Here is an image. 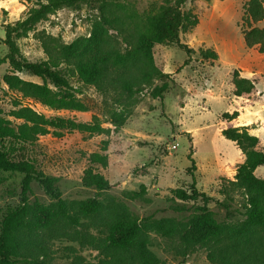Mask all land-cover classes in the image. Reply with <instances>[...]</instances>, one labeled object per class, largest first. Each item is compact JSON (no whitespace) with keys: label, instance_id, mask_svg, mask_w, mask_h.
<instances>
[{"label":"rangeland","instance_id":"rangeland-1","mask_svg":"<svg viewBox=\"0 0 264 264\" xmlns=\"http://www.w3.org/2000/svg\"><path fill=\"white\" fill-rule=\"evenodd\" d=\"M38 0H0V38L4 27L23 21ZM248 0H200L189 2L185 10L199 18V24L181 33V42L194 50L190 56L176 46L158 45L153 50L156 66L170 74L173 82L164 99H153L151 91L160 85L154 81L145 92L128 102L129 115L116 122L113 111L118 93L101 92L96 86L79 78L74 62L62 65L74 88L75 97L84 105L83 111L51 109L36 99L24 98L11 91L3 77L10 72L8 65L0 66V115L21 123L12 116L15 103L22 102L50 120L65 119L91 124L97 119L110 132L90 135L79 131L50 129L34 143L16 146L12 157L31 162L37 172L58 179L61 197L67 201L98 199L109 210L99 220H86L83 231L99 236L102 225L126 209L130 219L142 223L151 220H170L181 225V232L172 238L150 234V251L161 264H212L203 249L186 247L181 234L188 235V223L195 207L207 205L220 223L236 224L245 220L246 198L235 191L237 168L245 155L237 143L227 140L222 131L230 125L248 126L259 138L257 150L264 151V55L258 49L246 47L242 35L244 6ZM161 2L159 0H119L118 7L101 11L98 6L82 5L65 8L48 20L36 25L27 38L18 40L22 56L30 62L48 60L47 49L57 39L63 44L80 41L79 54L89 63L101 64L112 59V53L125 52L124 39ZM97 23L104 25L106 35L93 37ZM264 27V21L259 24ZM101 37H103L101 39ZM0 57L8 49L0 42ZM214 50L218 59H203L201 50ZM189 60V63L186 62ZM255 82L250 95L236 97L233 73ZM118 72V69L115 68ZM22 79L42 84V80L23 73ZM54 89L52 84H49ZM126 96H124L125 99ZM126 108V107H121ZM239 112L229 122L225 114ZM107 143V144H105ZM106 148V152L103 149ZM94 153L106 154L108 165L91 164ZM191 159L195 170H191ZM102 175L114 188L99 192L84 183L87 170ZM255 175L264 179V166ZM24 175L0 171V234L4 218L22 201ZM207 200L181 202L174 198L176 189L190 190L193 183ZM30 202L51 204L52 199L34 181ZM137 193L132 198L130 194ZM182 209V212L180 211ZM118 210V211H117ZM104 229V228H103ZM74 235V232H72ZM50 264H112L101 251L81 246L77 239L53 236L50 239Z\"/></svg>","mask_w":264,"mask_h":264},{"label":"trees","instance_id":"trees-1","mask_svg":"<svg viewBox=\"0 0 264 264\" xmlns=\"http://www.w3.org/2000/svg\"><path fill=\"white\" fill-rule=\"evenodd\" d=\"M159 1L160 6L145 20L134 22V32L124 39L125 52L114 51L112 59L106 58L98 64L89 63L79 54L83 46L80 41L63 44L53 38L54 44L48 47V60L45 62H30L25 59L17 43L18 40L27 38L36 25L62 9L89 5L107 11L110 7H118L119 0H38L23 21L4 27L5 38H0V42L7 47L8 52L0 57V66L8 65L10 72L3 77V83L11 91L21 93L24 98L36 99L51 109L83 111L84 105L75 97L76 91L61 69L62 65L74 62L81 81L96 86L103 93H118L116 104L120 111H113L111 114L121 124V119H126L129 115L128 102L134 96L144 93L154 81H159L160 85L151 91L150 96L155 100H163L173 82L172 76L161 71L155 64L153 50L156 46H176L189 56L194 53V50L181 42V33L199 24L197 15L185 10V7L189 2L200 0ZM263 21L264 0H248L244 6L242 24L244 42L247 48H256L264 55V27L259 26ZM95 27L93 37L97 38L98 35L99 39L100 33L106 35L104 25L97 23ZM200 54L203 59H218L217 52L211 49L201 50ZM188 63L189 60L186 64ZM23 73L41 79L42 84L22 79L19 75ZM233 84L236 97L250 95L255 90V82L242 77L239 70L233 73ZM15 105L18 109L12 112V116L21 123L14 125L0 115V171L23 174L24 180L21 204L2 223L0 264H50V239L53 236L77 239L81 246H91L94 250L101 251L112 264H161L150 251V234L157 233L172 238L180 234V224L165 219H148L138 223L130 219L126 209L121 208L122 213L102 225L99 236H95L89 231H83L88 227L85 221L99 220L109 210L107 205L98 199L64 200L57 186V178L37 172L31 162L16 161L11 154L15 152L14 145L34 143L40 136L49 134L51 128L90 135L110 131L103 129L97 119L91 124L65 119L50 120L24 107L21 101ZM239 116V112L225 114L229 122ZM249 130L248 126L230 125L222 131V135L237 143L245 155V161L237 168L235 181L231 182L232 188L246 198L245 220L236 224L220 223L205 204L195 207L189 219L188 235L181 234L186 247L205 250L208 261L212 264H264V179L255 175L256 170L264 166V151L257 150L260 140L250 134ZM103 151L106 152V148ZM90 162L107 167L108 156L94 153ZM191 163V170H195L193 159ZM34 181L52 199L51 204L30 202ZM84 183L99 192L114 188L102 175L91 169L85 172ZM172 194L181 202L207 200L206 194L198 190L195 182L190 190L176 189ZM130 196L135 198L138 195L133 193Z\"/></svg>","mask_w":264,"mask_h":264},{"label":"crops","instance_id":"crops-1","mask_svg":"<svg viewBox=\"0 0 264 264\" xmlns=\"http://www.w3.org/2000/svg\"><path fill=\"white\" fill-rule=\"evenodd\" d=\"M1 47V46H0Z\"/></svg>","mask_w":264,"mask_h":264}]
</instances>
